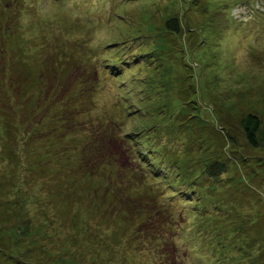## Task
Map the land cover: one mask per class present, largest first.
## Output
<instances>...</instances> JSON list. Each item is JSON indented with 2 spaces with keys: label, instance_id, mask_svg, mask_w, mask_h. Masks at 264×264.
Returning a JSON list of instances; mask_svg holds the SVG:
<instances>
[{
  "label": "rangeland",
  "instance_id": "1",
  "mask_svg": "<svg viewBox=\"0 0 264 264\" xmlns=\"http://www.w3.org/2000/svg\"><path fill=\"white\" fill-rule=\"evenodd\" d=\"M167 260L264 264V0H0V264Z\"/></svg>",
  "mask_w": 264,
  "mask_h": 264
},
{
  "label": "trees",
  "instance_id": "2",
  "mask_svg": "<svg viewBox=\"0 0 264 264\" xmlns=\"http://www.w3.org/2000/svg\"><path fill=\"white\" fill-rule=\"evenodd\" d=\"M166 25H167V28L169 30L174 31L175 33H178L179 32V25L180 24L178 23V21L176 19L170 18L169 20H167ZM133 49H135V48L133 47L132 50ZM144 54H146V53H141L140 55H138V54H130V56L135 55V56H139L140 57V56H142ZM130 56H129V54L128 55H123L121 57V60H123V61H124V59L126 60V57L132 58ZM135 58H138V57H134L133 59H135ZM120 102H121V100H120ZM124 102H125V98H122L121 104H123ZM134 102H137V101H135L134 99H132L131 104L134 103ZM137 104H138L137 106H139V102H137ZM127 112L130 113V111H128V110H127ZM138 114L139 113H137V114L135 113L134 115H130V117H128L127 120L124 122V123H126L124 125H128V124H131L132 125V122L134 120H138L139 119L138 118V116H139ZM243 127H244V132H245L247 141L249 142V144L252 147H256L257 146V143H258L257 133H258L259 127H260V120L258 119V117L256 115H254V114H248L244 118ZM125 134L128 135L130 133L127 134V132H125ZM136 139H139V141H140L139 136H134L133 138H131V140L129 139V143L130 144L133 143ZM136 147L137 146H135V145H131V149L135 153L136 158L138 159L137 161L141 163L142 167H145V170H148L150 176L157 178L156 177V174L158 172H160L162 170V168H160L159 166H157L155 164L154 161H156V160H152V158L148 155L147 152H143L144 154H142V156H141L140 155L141 152H139V150ZM45 153H47V152H45ZM48 154H51V152L49 151ZM42 157H43V155H42ZM40 160L43 161V158H40ZM149 162H151V165L149 164ZM222 169H223L222 166L219 167V168H217L216 171H215V173H214L215 174L214 176H218L220 174V172H222L221 171ZM154 171H156V172H154ZM170 176L171 175H168V176H164L163 175V176H161L163 179H169V180H167L166 182L165 181H161L162 183H166L165 186L164 185L163 186H164V189L166 188L165 190H166V193L167 194H166V196H163L162 198H159V199L162 202L163 201H167V202L169 201L171 203H177V202H179L181 204L185 203L184 205H182V207H184L186 209L187 208H190L189 206H191V204L188 205L187 203H190V201L192 200V198L195 197V195H196L195 194L196 191L193 190L195 187L194 186L192 187V185H195L194 182H193V180L190 181V180H188V178H185V179H182L181 182L178 180V182L176 183L175 180H173V181L170 180V178H169ZM196 177L203 178L204 177L203 171H199ZM194 201H195V198H194ZM95 203H96V201H95ZM217 204L220 205V203H217ZM185 205H188V206H185ZM160 206H162V208H161L162 210H161L160 213H164L166 211L167 205L161 203ZM189 210L190 209H187V211L185 212V217L184 218L189 217L188 213H190L191 215L197 216L198 212H193V210H190V211ZM149 216L152 218V214H149ZM169 216H170V218H173L172 217L173 216L172 211H169ZM169 216H166V217L168 218ZM146 221H149V220H146ZM169 221H167V222H169ZM167 222H165V225H168ZM182 228H183V226H182ZM154 237H157V236H154ZM152 239H153V237H152ZM155 240L157 241V239H155ZM170 242L172 244V247L175 248L176 246H175L174 241L170 240ZM187 242L189 243V240H187ZM156 243H159V242H156ZM154 246L155 245H151V247H154ZM154 249L155 248H153V250ZM148 250L150 251L151 248L149 247ZM156 251H158V250H156ZM163 253L164 252L160 253L159 255L162 256ZM165 263L166 264L169 263V260H167Z\"/></svg>",
  "mask_w": 264,
  "mask_h": 264
}]
</instances>
